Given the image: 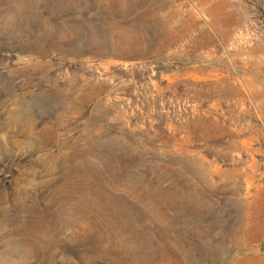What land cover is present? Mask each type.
I'll return each instance as SVG.
<instances>
[{"label": "rangeland", "instance_id": "374dc122", "mask_svg": "<svg viewBox=\"0 0 264 264\" xmlns=\"http://www.w3.org/2000/svg\"><path fill=\"white\" fill-rule=\"evenodd\" d=\"M72 1L0 0V264H264V0Z\"/></svg>", "mask_w": 264, "mask_h": 264}, {"label": "bare ground", "instance_id": "6f19581e", "mask_svg": "<svg viewBox=\"0 0 264 264\" xmlns=\"http://www.w3.org/2000/svg\"><path fill=\"white\" fill-rule=\"evenodd\" d=\"M94 1H95V0H94ZM95 3H96V2H95ZM82 4H84V2L81 3V2H79L78 0H74V1L71 2V4H69L68 6H64V7H66V8L69 9V10H73V11H75V10H78ZM76 12H77V11H76ZM104 17H105V16H104ZM74 48H75V47H74ZM75 49H76V48H75ZM73 50H74V49H73ZM74 51H75V50H74Z\"/></svg>", "mask_w": 264, "mask_h": 264}]
</instances>
